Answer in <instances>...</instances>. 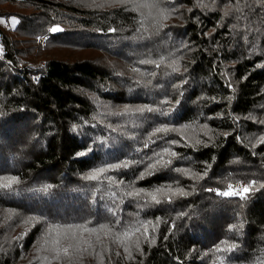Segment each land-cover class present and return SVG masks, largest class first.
<instances>
[{
	"label": "trees",
	"instance_id": "16d2710c",
	"mask_svg": "<svg viewBox=\"0 0 264 264\" xmlns=\"http://www.w3.org/2000/svg\"><path fill=\"white\" fill-rule=\"evenodd\" d=\"M10 17L0 184L19 183L0 189V264H264V0H0ZM166 147L172 165L140 179ZM253 181L245 199L208 191ZM169 185L190 195H146Z\"/></svg>",
	"mask_w": 264,
	"mask_h": 264
},
{
	"label": "snow or ice",
	"instance_id": "6c2138e0",
	"mask_svg": "<svg viewBox=\"0 0 264 264\" xmlns=\"http://www.w3.org/2000/svg\"><path fill=\"white\" fill-rule=\"evenodd\" d=\"M13 24H15L17 21L15 18H13L12 20ZM50 31L52 33H56L58 31H62L61 28L59 27H52L50 29ZM0 51H2V49H0ZM142 63H151V61H142ZM163 63V59H161L160 61V64ZM160 64H157L156 66L159 67ZM170 67H172L170 65ZM172 70L174 72H179L180 69L179 67H172ZM153 75H155V73H153ZM231 85H229L230 87ZM180 101H177V104H179ZM156 109L154 108H151L149 106H143L141 108H138L136 110L137 114L140 115V116H143L144 113H152V112H155ZM162 115H168V113H161ZM122 115V114H121ZM262 124H264V121H261ZM76 126L73 127V131H76ZM113 131H115V129H113ZM173 131H176V129L174 128H169V127H166V126H161V127H156L154 129V131L151 133V136H156L157 134H160V133H164V134H167L169 132H173ZM173 144H176L177 142L176 141H172ZM197 144L201 143L199 140L196 141ZM260 143H264V137H261L260 139ZM149 145L146 143L144 145L145 148H147ZM253 147H255V145H253ZM94 149L93 148H89L87 150V152L85 151H81L78 153V156L79 157H84L86 156L88 153L92 152ZM165 155H168L172 158H176L177 157V153L175 151H171L169 148H164L162 150V152H159V153H155L153 157H149V159H152L154 160L153 163H150L148 164V169L146 170L145 173H142L141 176H140V179H143L145 175H151L153 174L158 168H167L169 167L170 165H172L173 163V159H165ZM129 165L127 163H124V164H120V165H108L107 167H101L95 171H93L91 174L89 175H86L83 177V179L85 180H88V181H96L100 178V176L104 173H107L109 172L110 170L112 169H115V168H119V167H124V168H127ZM177 172H187L186 169H179L177 168L176 169ZM108 179L110 181H112V177L109 176ZM198 179H203V177H198ZM15 183H19V180L17 177H12L7 183H3V184H0V189H10L12 187L13 184ZM255 182L253 181L252 183H249V184H246L244 185L243 187L241 188H238V189H233L232 185L229 184L228 185V190L226 191H219V190H216V189H208V191H215L217 195L219 196H222V197H232V196H238L240 197L241 199H245L246 198V195L247 194H250L251 191H253V186H254ZM52 185H48L44 190L47 191L49 188H51ZM262 188H264V184L261 185ZM143 193V190H138V191H133V192H128L126 193L127 196L129 197H141ZM148 197H150L151 201L156 203V204H160L162 201L161 199H158V196L160 197H165L169 200V202L171 201V198L172 197H176V196H179V197H185V196H188L190 195V193L186 192L183 188H172L171 185H169L166 189L165 188H158L155 190V192H149L146 194ZM183 215V214H182ZM149 224L151 223V221L148 222ZM157 223H159V221H157ZM106 226H101L102 229H104ZM235 227V226H233ZM242 227V225L240 226ZM85 231H91V232H96L97 230L96 229H85ZM110 231V229L108 230ZM136 231H140L139 228L136 229ZM106 235L108 234L107 232L105 233ZM128 234L125 233V236H127ZM144 236H145V240H148V228H147V225L144 226ZM97 240H99V237H97ZM155 238H152L150 243L151 244H155ZM71 247V246H70ZM136 247L139 248V243L136 244ZM236 248V245H232L230 247H227V248H224V249H220V248H217V251H223V252H232L234 251ZM63 251V254L65 256H67L69 254V248H63L62 249ZM86 251V249H85ZM127 251V249H126ZM129 256L131 257V253L129 252ZM54 258H59V251H57V255L56 257Z\"/></svg>",
	"mask_w": 264,
	"mask_h": 264
},
{
	"label": "rangeland",
	"instance_id": "374dc122",
	"mask_svg": "<svg viewBox=\"0 0 264 264\" xmlns=\"http://www.w3.org/2000/svg\"><path fill=\"white\" fill-rule=\"evenodd\" d=\"M13 18H15V17H10V18H8V19H3V18H0V25H3L5 28H9V29H13L16 25H17V22H18V19L17 18H15L16 19V23L15 24H13V22H12V20H13ZM47 38H48V36H42V37H39L38 38V44L41 46V47H43L44 46V44H45V42H46V40H47ZM5 56V55H4ZM42 56H47V55H36L34 58V64H32V63H22L21 64V67H29V66H40L41 64H43V57ZM1 59H6L5 57L4 58H1ZM8 62V61H7ZM238 188H241V186H238L237 188H234V189H238Z\"/></svg>",
	"mask_w": 264,
	"mask_h": 264
},
{
	"label": "built area",
	"instance_id": "2783aa9c",
	"mask_svg": "<svg viewBox=\"0 0 264 264\" xmlns=\"http://www.w3.org/2000/svg\"><path fill=\"white\" fill-rule=\"evenodd\" d=\"M0 49H2V51H0V58H4L6 51H5L4 44H3V41L1 38H0ZM21 68H23V67H21Z\"/></svg>",
	"mask_w": 264,
	"mask_h": 264
}]
</instances>
